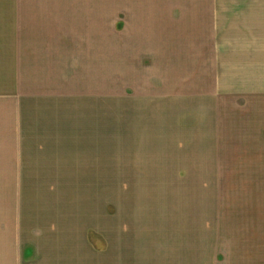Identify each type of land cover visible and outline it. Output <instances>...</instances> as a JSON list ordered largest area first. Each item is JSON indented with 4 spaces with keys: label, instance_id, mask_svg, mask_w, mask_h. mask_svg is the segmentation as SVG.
Instances as JSON below:
<instances>
[{
    "label": "crops",
    "instance_id": "0c3cea01",
    "mask_svg": "<svg viewBox=\"0 0 264 264\" xmlns=\"http://www.w3.org/2000/svg\"><path fill=\"white\" fill-rule=\"evenodd\" d=\"M108 2L0 0V264H264V104L248 102L264 98V68L221 46L217 0H116L119 75L139 83L128 91L171 100V129L175 113L194 115L179 118L181 136L204 148L185 154V196L197 203L180 208L197 213L181 220V237L169 242L166 222L112 237L106 216L78 225L62 200L75 193L62 180L76 176L78 153L100 167L92 178H107L108 36L78 35L77 22ZM77 98L91 100L87 112Z\"/></svg>",
    "mask_w": 264,
    "mask_h": 264
},
{
    "label": "rangeland",
    "instance_id": "374dc122",
    "mask_svg": "<svg viewBox=\"0 0 264 264\" xmlns=\"http://www.w3.org/2000/svg\"><path fill=\"white\" fill-rule=\"evenodd\" d=\"M108 1V10L105 12L103 10L102 15L95 10L91 13V20H85L81 14L78 15L77 22L78 35L79 32L94 33L102 28L103 33H107L108 36L109 97L106 100L107 103L103 100L106 105L102 103L103 108L106 107L108 110L107 124H105L108 127V142L104 147L107 160L102 163V169L105 170L102 174H106L107 178H92L89 168L96 165L90 163L91 157L86 159L85 156L78 153L76 176L62 180V188L66 186L75 193L67 195L66 198L62 197V200L75 205L78 225L85 220V215L90 212L106 216L112 237L118 234L122 228L127 229L128 225L138 228L141 223L149 225L150 223L164 224L166 222L168 226L164 234L168 235L167 240L174 244L176 238L181 237V220L183 218L191 220L197 213L193 210L182 211L180 208L181 202L186 204L187 199L190 203H197V201H191L193 196H185L186 190L183 185L186 182L184 178L186 173L183 170V166L187 164L185 154L187 150L194 149V153L198 152L201 155L204 148L201 144L191 148L186 147L185 135L181 136L182 125L179 122L184 117L188 118L194 115L187 114L182 117V114L175 113L173 119L178 122L173 120V129H171L169 124L164 122V119L169 116L165 114V111L167 105H171V100L162 96L153 99L141 98L137 95L139 92L134 94V92L128 91L129 88L131 90L138 89L139 83L136 82L135 89H133V84L126 80L127 78L123 81L122 74L119 75V71L122 70L117 59L116 47L117 28L122 21L120 17L122 14L116 6V0ZM35 4L41 5L39 2ZM47 5L49 7L51 4ZM84 5V2H78V7H81V10L85 8ZM217 8L220 13L221 46L232 47V50L227 53H232V59L236 58L235 62L246 57L249 59L250 55H254V59H258V61L262 59L261 63L264 68V0H217ZM83 36L87 38L88 35ZM230 45L231 47H229ZM248 46L251 47L248 48ZM250 48L252 51L248 50ZM228 56L225 55L224 58L228 59ZM235 62L234 67L238 68ZM225 63L228 64V62ZM222 68L227 70L228 65L223 64ZM76 82L78 85L81 83L80 81ZM258 86H260L259 82ZM262 86L264 88V81ZM76 101L78 110L82 108L84 112L88 111L87 108L90 107L88 102L91 100L77 98ZM172 102L175 106L180 104H176L174 99ZM248 102L251 107L261 106V102L264 104V98L260 99V94L257 93V97L251 98ZM156 108L158 112L153 111ZM135 109H139V112L132 111ZM173 110L175 111V108ZM77 114L76 118L82 117L84 123L90 118L85 113V115H79L80 111ZM201 115L207 117L208 121L212 120L211 115ZM66 116L71 117L68 113ZM83 158L88 160L87 165H84L86 163ZM212 184L214 183L209 180V183H202L200 186L203 189H209L212 188ZM85 222L86 225L87 222ZM85 228L86 226L84 230ZM80 230L79 227L77 231ZM142 233L145 232L140 230L139 234ZM91 237H94V234Z\"/></svg>",
    "mask_w": 264,
    "mask_h": 264
}]
</instances>
